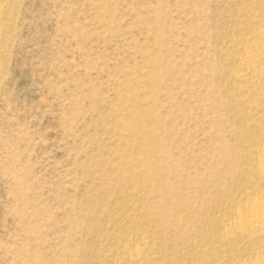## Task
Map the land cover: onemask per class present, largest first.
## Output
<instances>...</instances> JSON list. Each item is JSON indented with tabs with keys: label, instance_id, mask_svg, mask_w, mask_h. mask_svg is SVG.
<instances>
[{
	"label": "rangeland",
	"instance_id": "rangeland-1",
	"mask_svg": "<svg viewBox=\"0 0 264 264\" xmlns=\"http://www.w3.org/2000/svg\"><path fill=\"white\" fill-rule=\"evenodd\" d=\"M264 0H0V264H264Z\"/></svg>",
	"mask_w": 264,
	"mask_h": 264
},
{
	"label": "bare ground",
	"instance_id": "bare-ground-1",
	"mask_svg": "<svg viewBox=\"0 0 264 264\" xmlns=\"http://www.w3.org/2000/svg\"><path fill=\"white\" fill-rule=\"evenodd\" d=\"M260 169L259 173L264 176V147L262 148L260 157ZM247 222L253 227H261V230L264 229V202L259 205H252L249 209ZM261 262H256L254 264H260ZM263 264V263H262Z\"/></svg>",
	"mask_w": 264,
	"mask_h": 264
}]
</instances>
